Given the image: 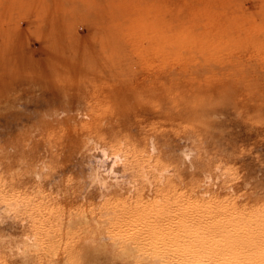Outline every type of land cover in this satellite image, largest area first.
<instances>
[{
  "label": "rangeland",
  "instance_id": "374dc122",
  "mask_svg": "<svg viewBox=\"0 0 264 264\" xmlns=\"http://www.w3.org/2000/svg\"><path fill=\"white\" fill-rule=\"evenodd\" d=\"M200 5L0 0V201L23 203L0 221V264H144L105 249L85 217L113 235L143 209L202 199L209 170L223 182L207 203L264 205V47L250 41H264V29L202 26L201 14L188 15ZM177 19L201 23L193 34L203 39L179 49V59L162 55L178 50L158 45L156 35L162 21ZM94 137L124 143L135 177L152 162L170 172L160 179L150 170L153 183L139 178L134 196L118 189L97 203L90 191L86 200L93 158L86 144ZM187 147L197 149L192 160ZM33 233L41 245L24 256L1 242Z\"/></svg>",
  "mask_w": 264,
  "mask_h": 264
},
{
  "label": "bare ground",
  "instance_id": "6f19581e",
  "mask_svg": "<svg viewBox=\"0 0 264 264\" xmlns=\"http://www.w3.org/2000/svg\"><path fill=\"white\" fill-rule=\"evenodd\" d=\"M199 2H201V8L198 6L199 9L197 7L196 11L192 10V14L189 11L188 15L190 17V15H196L197 12L201 14L202 26L207 25L222 31L264 29V0H199ZM167 4L170 5V3ZM175 8L176 6H171L170 9L167 7L163 13L168 9L174 11ZM177 20L179 22L169 20L170 26H166L167 22L162 21L161 26L156 28V35L158 45L172 46L178 50L170 54L166 49H162V55L168 54L179 59L181 58V54L178 53L179 49L187 48L196 42L201 43L203 39L201 35L193 34L194 27L198 28L201 23L196 26L194 23H189L188 19ZM219 41L222 40L216 39L213 43ZM250 41L258 47H264L263 40ZM261 57L264 58V55ZM96 139L95 137L90 138L86 144V149L93 157L90 160L89 173L86 175L87 188L82 195L86 200L91 191L98 199L97 203L102 200L107 201V197L118 189L127 190V197H130L135 191L137 181L142 180L147 184L152 182L150 170H155L160 179L165 173L170 172L167 167L160 170L158 166L150 162L149 170L145 165L140 167L139 180L138 176L134 175L129 150L124 143L115 146L114 144L109 145L110 142L105 143L106 140L102 142L103 139L101 141ZM154 152L155 145L152 144L151 155ZM196 153L195 147H187L184 150V155L188 159ZM35 175L38 180H41L43 176L41 170H37ZM220 175L217 176L210 170L205 173L203 184H201L203 185V193L200 195L202 199H197V202L160 203L158 207L149 208L150 210L143 209L142 203V205L138 204L137 206H142L140 207L143 209L142 213H139V216L135 215L136 218L129 219L127 222L124 220L125 228L122 225L116 227L114 225L111 229L113 235L106 236L100 231L99 218L93 217L94 219L91 220L85 217V220L95 224V230L99 232L102 246L105 249L114 252L121 248L124 254H134L144 264H264V205L260 207L261 204H259L257 209H253L237 201L232 203L231 200H219L220 202L215 205L207 203L204 199L209 197L215 188L222 187L220 184L223 181ZM226 183H223V187ZM227 190L229 194V188ZM131 198L133 200V197ZM22 206L21 201L3 197L0 201V221L5 215L20 211ZM129 209L131 211L130 207ZM133 209L135 211V208ZM126 210L128 212L127 208ZM5 240L1 238V242H6L7 249L12 254L22 256L26 255L31 247H39L42 242V238L40 239L37 233L25 234L21 241Z\"/></svg>",
  "mask_w": 264,
  "mask_h": 264
}]
</instances>
